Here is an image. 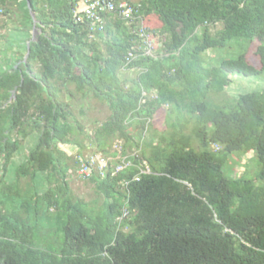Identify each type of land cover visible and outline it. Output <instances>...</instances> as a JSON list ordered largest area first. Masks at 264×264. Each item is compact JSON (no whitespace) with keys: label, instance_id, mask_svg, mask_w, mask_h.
<instances>
[{"label":"trees","instance_id":"1","mask_svg":"<svg viewBox=\"0 0 264 264\" xmlns=\"http://www.w3.org/2000/svg\"><path fill=\"white\" fill-rule=\"evenodd\" d=\"M127 1L144 21L156 17L163 54L139 55V36L111 14L92 32L74 20L76 0H0L3 15L20 11L27 34L24 52L0 71V264H264V89L223 103L210 96L233 73L264 74V0ZM229 47L237 57L206 64L208 50ZM123 68L138 74L122 78ZM76 98L106 103L116 126L138 121L135 132L119 129L125 141L113 153L133 165L88 178L104 196L98 209L67 179L72 156L63 146L87 147ZM162 107L159 129L152 119ZM32 135L7 183L8 165ZM249 151L259 171L232 175V155ZM140 167L150 172L132 180ZM40 175L43 191L19 186ZM50 224L56 240L45 243Z\"/></svg>","mask_w":264,"mask_h":264},{"label":"rangeland","instance_id":"2","mask_svg":"<svg viewBox=\"0 0 264 264\" xmlns=\"http://www.w3.org/2000/svg\"><path fill=\"white\" fill-rule=\"evenodd\" d=\"M13 9L16 10V5L13 6ZM19 18L20 11L18 10L14 11L11 17L3 14L0 15V71L8 68L9 65H12L19 54H21L25 50L24 41L27 34L20 24ZM144 23L154 35V54H163V50L161 49L162 35L159 32L160 24L158 20L155 16L152 15L149 18L145 19ZM221 27V23H218L211 27V32L215 33ZM37 33L38 32L36 31L35 35H37ZM256 44L257 42L255 41L253 43L254 46H250L249 55H251L254 51V47L256 46ZM239 51L240 50L238 48L231 47L221 50H208L205 53L206 64L208 63L209 65H217L222 59L237 57ZM251 59L254 63L257 61L253 57ZM119 74L122 78H131L135 77L138 74V70L135 68H123L120 70ZM230 77L232 79V82L226 87L223 92L210 95L215 103L233 101L242 94L264 89V74L260 76H248L240 73H233ZM70 102L72 105L73 113L85 128L84 133L78 136V140L82 144L87 146L83 150V153L91 154L94 151L101 153L104 150L107 151V153L103 151L102 154L110 158L111 161H113L114 159L116 160L118 156L113 155V153H115L117 149L119 150L120 144L124 143L125 141L120 137L119 129L124 130L127 133L135 132L138 129V121L133 120L123 125L116 126L111 119V113L106 103L96 98H90L89 100L76 98L70 100ZM82 108L84 112L81 114L80 112ZM166 113L167 107H162L155 113L152 119V123L159 129L165 128ZM30 139H35V135H32L27 138V140H24L19 152L14 156L11 163L8 165V168L10 169L8 175L6 176L7 183L13 182L15 180L14 178L16 167L20 162H22V158H20V156L23 154V150L25 151L26 149L25 144H30ZM63 149H65L68 154L72 156L68 161L70 170L67 176L72 192L77 198L85 201L89 207H96L97 209L100 208L103 204L104 196L98 191L95 181H93L92 179L82 178L77 173V170L75 168L76 165L74 164V157L78 152L76 150V146H63ZM127 152H131V150L129 149ZM232 156L233 160L230 162V167H232L231 169L233 170L232 175H245L246 177L252 178L256 174V171H259L260 166L258 163V159L255 157V153L253 151H249L243 154H233ZM40 176L41 177H39L35 182H32L33 180L30 177H21L18 182L19 186L22 189H25L29 185H31L30 191H26L27 194L30 193V195L36 190L43 191L48 185L44 179V176ZM47 227H51V230H49ZM55 229V224L46 226V228L43 229V236H40L39 238L41 239L42 237L43 242L45 243H54L56 240V234L54 233ZM61 240L60 238H58V243L61 242Z\"/></svg>","mask_w":264,"mask_h":264},{"label":"built area","instance_id":"3","mask_svg":"<svg viewBox=\"0 0 264 264\" xmlns=\"http://www.w3.org/2000/svg\"><path fill=\"white\" fill-rule=\"evenodd\" d=\"M78 3L74 11V20L76 22H88L90 30L102 31L105 27V15L111 14L127 22L131 26L133 34L139 36V55H155L154 44L155 39L153 33L146 27L144 20L137 14V7L127 0H76ZM3 14V9L0 7V15ZM133 55V54H132ZM131 56V55H130ZM133 55L132 57H134ZM130 59V58H128ZM121 148V146H120ZM119 148V150H120ZM77 173L84 179H88L92 174L97 173L104 177L109 168L111 173L115 174L128 166L133 165L128 155L119 153L116 163L110 160L107 156L100 152L84 154L77 152L75 154ZM149 169L140 167V171L132 180H139L141 174L149 173ZM122 181V186L126 188L130 181ZM129 210L123 209L122 217H126Z\"/></svg>","mask_w":264,"mask_h":264},{"label":"water","instance_id":"4","mask_svg":"<svg viewBox=\"0 0 264 264\" xmlns=\"http://www.w3.org/2000/svg\"><path fill=\"white\" fill-rule=\"evenodd\" d=\"M34 17V20H35V16H33ZM35 23H36V21H35ZM35 32H36V24H34V27H33V40L35 39ZM28 53H29V50H28V52L26 53V55H25V58L28 56Z\"/></svg>","mask_w":264,"mask_h":264},{"label":"clouds","instance_id":"5","mask_svg":"<svg viewBox=\"0 0 264 264\" xmlns=\"http://www.w3.org/2000/svg\"><path fill=\"white\" fill-rule=\"evenodd\" d=\"M123 211V210H122ZM123 214V212L117 217V219H118V221L121 223L122 222V220L123 219H125L126 217H128V215L126 216V217H122L121 219H120V217H121V215ZM124 230H128V228L126 227Z\"/></svg>","mask_w":264,"mask_h":264}]
</instances>
